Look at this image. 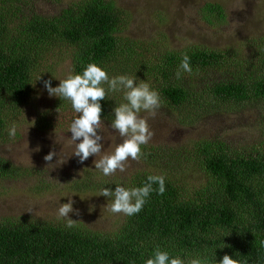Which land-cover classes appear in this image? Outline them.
Segmentation results:
<instances>
[{
  "label": "trees",
  "instance_id": "1",
  "mask_svg": "<svg viewBox=\"0 0 264 264\" xmlns=\"http://www.w3.org/2000/svg\"><path fill=\"white\" fill-rule=\"evenodd\" d=\"M4 6L5 0H0V135L8 130L33 73L48 53H65L72 73H82L88 63L95 62L107 72L122 65L127 76H154L158 85L152 89L174 106L190 95L176 78L183 54L190 57L192 72L188 74L230 62L225 53L207 47L190 45L160 52L153 51L148 41L122 35L128 14L114 0L71 2L54 16L31 12L16 23L7 21ZM10 7L18 11L16 5ZM202 11L208 20L222 18L217 3L206 2ZM259 53L260 63L240 67L239 76L226 75L208 82V101L264 100V53L256 50ZM124 102L106 90V98L100 102L101 115L108 117L106 107L113 111ZM195 149V161L207 177L203 185L187 194L163 175V195L152 192L138 214L126 216L110 233L81 225L67 228L66 222L1 218L0 264H144L156 246L185 260L206 256L219 264L227 254L240 264H264V141L243 153L215 140L199 141ZM167 151V147L144 145L142 152L147 155L142 158L171 160ZM25 172L0 156V179ZM150 174L161 175L139 172L127 188L143 186Z\"/></svg>",
  "mask_w": 264,
  "mask_h": 264
},
{
  "label": "rangeland",
  "instance_id": "2",
  "mask_svg": "<svg viewBox=\"0 0 264 264\" xmlns=\"http://www.w3.org/2000/svg\"><path fill=\"white\" fill-rule=\"evenodd\" d=\"M77 1L80 0H5L4 16L10 23H16L18 18L31 12L54 16ZM114 1L128 14L122 35L148 41L153 51L160 52L199 45L225 53L230 62L203 68L194 74L182 72L180 81L190 95L181 105H169L160 97L155 116L145 111L140 113L153 133L147 146L167 147L171 160L167 157L153 161L129 158L125 172L104 176L95 169V155L83 163L72 155L75 144L68 126L71 117L79 114L72 109L70 101L50 96L44 85V81L50 80L53 88L58 87L59 79L72 73L71 60L65 53H48L49 57L42 60L33 73L27 95L8 124L9 129L15 123L16 136L10 137L8 130L0 135V156L27 171L15 178L0 179V219L29 217L65 223L57 219L56 213L60 204L71 199L74 211L69 216L77 225L110 233L123 224L126 215L107 209L109 198L99 195L103 188L112 191L117 185L127 188L135 174L150 172L171 178L187 194H193L207 181L202 166L195 161L199 141H221L236 153L248 152L264 141V100L210 103L206 95L208 82L226 75H240V67L251 68V63H260L262 55L256 54V50L264 53V0ZM206 2L219 4L222 18L208 20L202 11ZM15 5L18 11L9 8ZM121 69L122 65L113 66L109 77L125 75ZM133 78L136 83L143 79L151 88L158 85L154 76ZM103 87L108 89L107 84ZM109 92L118 102L124 100L123 90L115 91L116 94ZM106 108L109 118L101 115L100 134L104 137L101 155L111 153L122 142L119 133L111 127L112 107ZM53 150L58 154L62 152L65 162L54 169L46 168L48 162L44 157ZM58 159L59 156L54 157L52 163Z\"/></svg>",
  "mask_w": 264,
  "mask_h": 264
},
{
  "label": "clouds",
  "instance_id": "3",
  "mask_svg": "<svg viewBox=\"0 0 264 264\" xmlns=\"http://www.w3.org/2000/svg\"><path fill=\"white\" fill-rule=\"evenodd\" d=\"M182 72H192L190 57L186 53L183 54L176 72L177 79L182 78ZM59 80L58 87L53 88L50 80L44 81V85L50 96L70 101L72 109L79 114L71 122L69 131L72 133L71 140L75 144L72 155L79 157L81 163L95 155L96 159L93 161L95 169L100 170L104 176H110L117 171L125 172L129 158L139 161L142 156L146 157L147 154L142 152V146L149 143L153 133L147 119L140 113L145 111L155 116L161 104L159 93L147 82L142 80L136 83L135 78L127 75L110 78L108 72L95 62L88 63L82 73H69L66 78ZM104 84L108 85V91L123 90L126 102L113 109L114 119L111 123L112 129L119 133L122 142L118 143L111 153L101 155L103 149L101 141L104 137L100 134L103 111L100 102L106 98ZM16 132V125L13 123L8 129V134L14 138ZM56 156H59V159L53 164V158ZM44 160L48 162L46 168L54 169L65 162V156L62 152L58 154L53 150L44 157ZM154 185L158 187L154 188ZM165 190V177L150 174L141 187L126 188L117 185L115 191L105 187L99 195L109 198L106 207L110 212L132 216L143 209L152 192L163 195ZM73 211L71 199L68 203L60 204L57 210V219L64 220L67 228H74L77 225V221L69 216ZM76 214L79 215V212L77 211ZM144 264H217V261L206 256L190 257L185 260L180 256H171L168 251L156 246L151 257L147 258ZM219 264H240V261L226 254Z\"/></svg>",
  "mask_w": 264,
  "mask_h": 264
}]
</instances>
